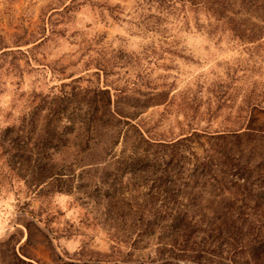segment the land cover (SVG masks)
<instances>
[{
  "label": "rangeland",
  "instance_id": "374dc122",
  "mask_svg": "<svg viewBox=\"0 0 264 264\" xmlns=\"http://www.w3.org/2000/svg\"><path fill=\"white\" fill-rule=\"evenodd\" d=\"M0 264H264V0H0Z\"/></svg>",
  "mask_w": 264,
  "mask_h": 264
}]
</instances>
